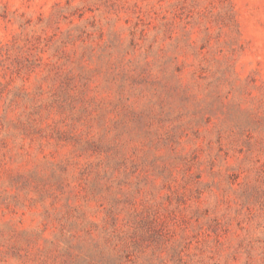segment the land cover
Here are the masks:
<instances>
[{
    "label": "rangeland",
    "instance_id": "rangeland-1",
    "mask_svg": "<svg viewBox=\"0 0 264 264\" xmlns=\"http://www.w3.org/2000/svg\"><path fill=\"white\" fill-rule=\"evenodd\" d=\"M0 264H264V0H0Z\"/></svg>",
    "mask_w": 264,
    "mask_h": 264
}]
</instances>
